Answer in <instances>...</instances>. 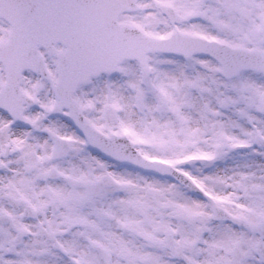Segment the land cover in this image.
Listing matches in <instances>:
<instances>
[{
	"label": "snow or ice",
	"instance_id": "6c2138e0",
	"mask_svg": "<svg viewBox=\"0 0 264 264\" xmlns=\"http://www.w3.org/2000/svg\"><path fill=\"white\" fill-rule=\"evenodd\" d=\"M0 264H264V0H0Z\"/></svg>",
	"mask_w": 264,
	"mask_h": 264
}]
</instances>
